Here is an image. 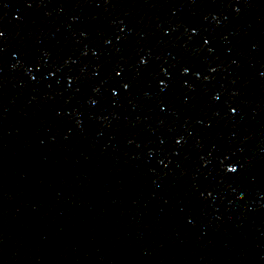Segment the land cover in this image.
<instances>
[{
	"label": "water",
	"instance_id": "95a60500",
	"mask_svg": "<svg viewBox=\"0 0 264 264\" xmlns=\"http://www.w3.org/2000/svg\"><path fill=\"white\" fill-rule=\"evenodd\" d=\"M0 264H264V0H0Z\"/></svg>",
	"mask_w": 264,
	"mask_h": 264
}]
</instances>
